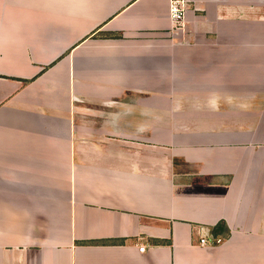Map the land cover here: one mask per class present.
<instances>
[{"label":"crops","instance_id":"crops-1","mask_svg":"<svg viewBox=\"0 0 264 264\" xmlns=\"http://www.w3.org/2000/svg\"><path fill=\"white\" fill-rule=\"evenodd\" d=\"M190 1L0 0V264H264V0Z\"/></svg>","mask_w":264,"mask_h":264},{"label":"built area","instance_id":"built-area-1","mask_svg":"<svg viewBox=\"0 0 264 264\" xmlns=\"http://www.w3.org/2000/svg\"><path fill=\"white\" fill-rule=\"evenodd\" d=\"M190 0H168V15L173 23V26H181L184 14L190 5ZM221 238L215 234H206L200 236L198 239V245L201 247L211 246L219 243ZM146 248V244L137 246V251L142 252Z\"/></svg>","mask_w":264,"mask_h":264},{"label":"rangeland","instance_id":"rangeland-1","mask_svg":"<svg viewBox=\"0 0 264 264\" xmlns=\"http://www.w3.org/2000/svg\"><path fill=\"white\" fill-rule=\"evenodd\" d=\"M175 109L174 107H171L170 110H169V114H175ZM195 108L194 107H186V106H183L181 108H179V114L181 113L182 110H184V115L186 116H191V115H195L197 113H195ZM197 109H200L201 111L206 109V108H197ZM196 109V110H197ZM202 113V112H201ZM200 111H199V114H201Z\"/></svg>","mask_w":264,"mask_h":264}]
</instances>
